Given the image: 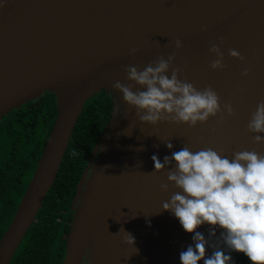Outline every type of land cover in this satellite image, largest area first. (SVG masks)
Returning <instances> with one entry per match:
<instances>
[{"label":"water","instance_id":"obj_1","mask_svg":"<svg viewBox=\"0 0 264 264\" xmlns=\"http://www.w3.org/2000/svg\"><path fill=\"white\" fill-rule=\"evenodd\" d=\"M177 39L183 44L178 50ZM211 42L220 45L223 69L210 67L216 59ZM229 49L246 61L231 57ZM172 53L171 68L182 69L179 79L198 90L210 85L221 107L230 103L234 115L223 113L220 123L218 114L196 127L140 122L114 84L144 90L127 78L125 68L143 70ZM245 68L246 77L241 75ZM101 90L112 95L114 111L76 184L62 264H181L179 254L194 247V233L162 209L180 191L167 179L175 161L156 172L151 157L163 163L184 146L193 152L211 147L229 159L244 150L264 154V143H253L264 133L247 128L264 100V0H7L0 7V120L46 92L55 96L57 116L0 238V264L10 263L36 221L84 103ZM163 183L169 184L167 192L160 188ZM210 227H215L211 238ZM121 228L134 236V245L124 242L127 233ZM197 231L213 244L223 229L205 223ZM212 252L206 247L207 257Z\"/></svg>","mask_w":264,"mask_h":264},{"label":"clouds","instance_id":"obj_2","mask_svg":"<svg viewBox=\"0 0 264 264\" xmlns=\"http://www.w3.org/2000/svg\"><path fill=\"white\" fill-rule=\"evenodd\" d=\"M4 3H0V7ZM201 31H207V27L203 26ZM182 47V42L177 39L175 48ZM136 51L132 48L130 54L135 55ZM209 51L216 56L210 67L223 69L224 54L220 45L211 42ZM229 55L246 61V57L234 49H229ZM175 60L176 55L172 53L167 59L160 57L148 64L143 70L139 66H127V78L144 90L134 92L131 85L115 82L114 88L122 93L129 106L136 109L135 115L140 122L153 126L170 122L196 127L218 114L220 123L224 121L223 113L234 115L230 103L221 107L220 97L210 85L198 90L187 80L179 79L182 69L171 68ZM241 75L248 76L249 69L245 68ZM247 128L251 133H264V100L257 104ZM253 143H264V136L255 135ZM166 146L173 148L170 142ZM137 150L143 151V146ZM151 159L156 172L175 161L167 179L180 191L163 202L162 209L174 214L185 232L194 233V247L189 245L179 254L181 264H199L200 261L203 264H232V256L221 250L220 243L230 252L243 253L252 264H264V154L254 149L244 150L234 152L233 158L229 159L211 147L193 152L184 146L172 152L171 157L165 156L163 163L155 154ZM160 188L167 192L169 184L163 183ZM205 223L223 229L216 243L210 244L209 239L197 231ZM121 230L127 233L124 242L134 245V236L123 228L119 232ZM209 236H215V227H210ZM208 246L213 248L210 257L206 256Z\"/></svg>","mask_w":264,"mask_h":264},{"label":"trees","instance_id":"obj_3","mask_svg":"<svg viewBox=\"0 0 264 264\" xmlns=\"http://www.w3.org/2000/svg\"><path fill=\"white\" fill-rule=\"evenodd\" d=\"M113 111L114 99L104 90L84 103L55 181L36 214V221L25 233L9 264H62L76 184ZM56 116L55 96L46 92L11 110L0 120V133L7 142L0 158V238L34 173ZM223 251L232 256V264H252L243 253L230 252L227 246Z\"/></svg>","mask_w":264,"mask_h":264},{"label":"rangeland","instance_id":"obj_4","mask_svg":"<svg viewBox=\"0 0 264 264\" xmlns=\"http://www.w3.org/2000/svg\"><path fill=\"white\" fill-rule=\"evenodd\" d=\"M6 144H7V142L4 140V138L2 137V135L0 133V158L1 157L3 158L4 149L7 148Z\"/></svg>","mask_w":264,"mask_h":264}]
</instances>
